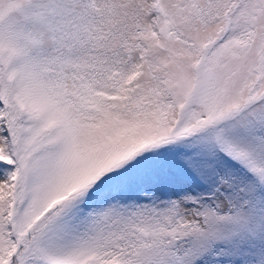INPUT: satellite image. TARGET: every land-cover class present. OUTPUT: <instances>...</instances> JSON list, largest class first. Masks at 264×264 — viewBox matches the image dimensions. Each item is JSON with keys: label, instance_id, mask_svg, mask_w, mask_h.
I'll list each match as a JSON object with an SVG mask.
<instances>
[{"label": "snow or ice", "instance_id": "6c2138e0", "mask_svg": "<svg viewBox=\"0 0 264 264\" xmlns=\"http://www.w3.org/2000/svg\"><path fill=\"white\" fill-rule=\"evenodd\" d=\"M0 264H264V0H0Z\"/></svg>", "mask_w": 264, "mask_h": 264}]
</instances>
